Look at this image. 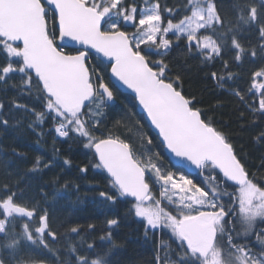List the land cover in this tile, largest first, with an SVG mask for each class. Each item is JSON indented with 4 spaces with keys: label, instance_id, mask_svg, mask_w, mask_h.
<instances>
[{
    "label": "snow or ice",
    "instance_id": "1",
    "mask_svg": "<svg viewBox=\"0 0 264 264\" xmlns=\"http://www.w3.org/2000/svg\"><path fill=\"white\" fill-rule=\"evenodd\" d=\"M260 3L264 8V0ZM143 5L138 7L135 0H0V82L18 78L29 92L40 93L44 111L36 113L37 121L42 123L50 116L60 137L76 133L86 140L84 147L94 149L98 157L94 166L110 176L115 198H132L133 213L145 222L146 235L156 230L170 232L171 243L162 242L163 255L155 256L157 264H264V176L249 173L225 134L202 115L195 97L183 93L181 77L163 59L173 47L169 33L177 42L183 37L187 50L195 49L204 61L223 59L218 41L227 36L225 20L213 0H185L184 11L175 22L162 17L159 0H143ZM234 7L241 23L260 20L256 6L236 0ZM164 12L175 15L167 6ZM259 32L264 37V25ZM210 33L217 34L216 38ZM70 45H79L74 54L65 51ZM232 46L239 50L235 59L241 60L245 50L234 37ZM92 51L97 54V66L90 65ZM250 55L256 58L257 52L250 50ZM260 58L264 59V44L260 45ZM105 70L115 78L111 87L105 82ZM120 85L135 93L171 153L197 169H218L223 182L205 189L183 174L177 180L151 156L142 159L143 154L137 155L134 145L120 135L111 131L94 135L91 130L102 123L95 117L103 115V107L115 99L114 89ZM248 93L253 101L250 110L264 115V66L252 72ZM234 94L245 101L241 92ZM116 124L127 127L124 121ZM140 136L147 144L153 143L143 132ZM257 140L264 141V130ZM154 155L159 158V153ZM39 165L37 159L32 170ZM146 173L150 174L147 178ZM149 181L162 182L159 199ZM229 181L235 186L231 193L222 187ZM4 188L0 195V252L10 249L12 264H27L18 258L21 238L53 251L45 235L55 240L57 234L49 227L47 212L37 215L36 207L20 203L17 192L7 190V185ZM100 195L115 202L113 195ZM224 196L229 197L227 205ZM161 200L170 209L162 207ZM18 218H34L38 223L32 229L23 223V232L17 234ZM108 223L117 225L118 221ZM70 231L77 233L79 228ZM253 235L260 244L257 251L246 243ZM107 236L110 239L111 232ZM87 248L94 250L92 244ZM69 251L75 254V264H107L106 256L111 253L108 249L104 256L92 258L78 253L75 246ZM0 264L5 261L0 259Z\"/></svg>",
    "mask_w": 264,
    "mask_h": 264
},
{
    "label": "trees",
    "instance_id": "2",
    "mask_svg": "<svg viewBox=\"0 0 264 264\" xmlns=\"http://www.w3.org/2000/svg\"><path fill=\"white\" fill-rule=\"evenodd\" d=\"M135 2L138 7L144 6L143 0ZM213 2L225 20L223 31L227 32V36L218 41L223 49V59L217 57L211 62L204 61L195 49L191 52L187 50L183 37L177 42L174 34L168 35L173 40V47L163 59L171 72L181 77L183 93L195 97L194 102L202 115L210 118L213 126L225 134L249 173L259 178L264 176V141H258L257 137L264 130V115L254 114L248 107L253 102L249 99L248 88L252 72L264 66V59L260 58V45L264 44V37L259 32V27L264 25V8L260 0H241L243 4L256 6L260 15L257 23L245 25L238 20V11L234 7L236 0ZM159 3L162 17L172 18L174 22L184 11L185 0H159ZM165 6L173 8L175 15L169 17L164 12ZM52 27L53 23L49 25L50 29ZM229 28L232 30L228 31ZM213 36L216 38L217 34ZM233 37L245 50L239 61L235 59L239 50L232 46ZM250 50L257 52L256 58L251 57ZM67 51L75 53L72 49ZM91 56L90 65L97 66L96 57ZM225 61L227 67L224 66ZM213 72L217 74L216 78L212 76ZM229 73H232L230 79ZM220 76L224 79L219 80ZM104 79L111 87L107 70L104 71ZM236 91L245 96V101L234 94ZM114 94L116 104L104 106L103 115L95 117L102 123L99 128L91 130L93 134L101 136L111 131L131 142L137 155L143 154L142 159L147 160L149 156L154 162L162 159L170 170L186 174L170 163L158 136L138 112L136 98L117 89H114ZM39 96L40 93L36 91L29 92L18 78L7 84L0 82V105H3L0 108V195H3L4 186L7 185V190L17 192L20 203L36 207L37 215L46 211L49 227L57 234L55 240L45 235L46 243L53 250L51 252L39 242L32 244L21 238L18 258L27 264H75V254L69 251L70 246H75L78 253H87L92 258L97 254L104 256L111 249L106 256L107 264H157L155 256L163 255L162 242L171 243V234L165 230L145 234V222L134 215L131 200L115 198L110 178L104 170L94 166L98 162L97 157L92 149L84 147L86 140L76 133H70L67 138L60 137L50 116L42 123L37 121L36 113L44 111V102ZM118 120L124 121L127 127L117 125ZM140 132L150 136L153 143L149 145L142 140ZM155 153H159V158ZM37 159L40 165L33 171ZM210 176L216 179L212 180ZM191 178L205 189L224 180L217 170L209 169H200ZM149 183L153 189L151 181ZM222 187L230 193L235 190V186L229 182L222 183ZM101 192L113 195L115 202L102 197ZM223 201L227 205L229 197L224 196ZM162 203L166 209L170 208L166 202ZM113 219L118 221L117 225H109L108 221ZM23 223H28L32 229L38 221L18 218L17 234L23 232ZM71 227H78L79 231L73 233ZM109 232L110 239L107 236ZM2 238L0 234V240ZM246 243L254 251L260 247L254 235ZM88 244H92L94 250L88 249ZM113 244L116 246L113 247ZM175 247L172 244V248ZM10 252V249L0 252V259L5 264H12Z\"/></svg>",
    "mask_w": 264,
    "mask_h": 264
},
{
    "label": "water",
    "instance_id": "3",
    "mask_svg": "<svg viewBox=\"0 0 264 264\" xmlns=\"http://www.w3.org/2000/svg\"><path fill=\"white\" fill-rule=\"evenodd\" d=\"M58 43H59V41H58ZM78 47H79V45H76L75 47L70 45V46L66 47L65 49H72V50L76 51V48H78ZM90 55H94L95 57L97 56V54L94 51L90 52ZM109 79H110L111 83L115 79L114 77L110 76V72H109ZM118 91H120L122 93H125V94H129V95H131V96L136 98L135 93H133L132 90L128 89L126 86L120 85ZM116 102L117 101H116V98H115L113 101L107 102V105L113 106V105L116 104ZM136 103H137L138 112L144 116L146 123L148 124L150 129L158 136L160 142L164 146L165 154L168 157L170 163L172 165H174L175 167H178V168L182 169L186 173V175H188V176L192 177V176L196 175L200 171V169H197L194 165H191L190 162H188V161H182L180 158L176 157L173 153L170 152V150L167 149V147L165 146V144H164V142L162 140V137H160L159 134H158V130L155 129L153 125H151V122L148 119L146 112L142 109V106L139 105V102H138L137 98H136ZM92 150L94 152V149H92ZM97 161H98V157H97ZM217 171L219 172L218 169H217ZM105 173L108 175V173L106 171H105ZM220 174L222 175V173H220ZM108 177L110 178L109 175H108ZM146 178H147V173H146ZM229 183L232 184V182H230V181H229ZM151 190H152V187H151ZM124 198L132 200V198H130V197H124Z\"/></svg>",
    "mask_w": 264,
    "mask_h": 264
},
{
    "label": "rangeland",
    "instance_id": "4",
    "mask_svg": "<svg viewBox=\"0 0 264 264\" xmlns=\"http://www.w3.org/2000/svg\"><path fill=\"white\" fill-rule=\"evenodd\" d=\"M129 31L131 32L132 31V29L131 28H129ZM170 34H173V33H169L168 35H170ZM68 52V51H67ZM68 53H70V52H68ZM155 162L158 164V166H160L161 167V169L164 171V172H172V173H174L175 174V179H177L178 180V178H179V175H181V174H183V175H185V176H187L188 178H190V179H192L190 176H188V175H186V174H184V173H182V172H180V173H176V172H174V171H172V170H170V168L164 163V161L162 160V159H158V160H155ZM148 175H150L149 173H147V176ZM193 180V179H192ZM151 183H152V181H151ZM160 183H162V182H160ZM160 183H155V184H153V189H152V192H153V194H154V196L156 197V198H160ZM162 202H166V204H168L167 203V201L166 200H161V206L163 207V203ZM151 203V202H150ZM170 206V205H169ZM171 207V206H170ZM167 209H170V208H167ZM139 218V217H138ZM141 219V218H140ZM165 231H168L167 229H164ZM169 232V231H168ZM170 233V232H169Z\"/></svg>",
    "mask_w": 264,
    "mask_h": 264
},
{
    "label": "built area",
    "instance_id": "5",
    "mask_svg": "<svg viewBox=\"0 0 264 264\" xmlns=\"http://www.w3.org/2000/svg\"><path fill=\"white\" fill-rule=\"evenodd\" d=\"M52 22L50 21L49 25L51 24Z\"/></svg>",
    "mask_w": 264,
    "mask_h": 264
}]
</instances>
